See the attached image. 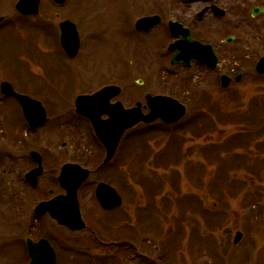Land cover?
<instances>
[{
    "label": "rangeland",
    "instance_id": "obj_1",
    "mask_svg": "<svg viewBox=\"0 0 264 264\" xmlns=\"http://www.w3.org/2000/svg\"><path fill=\"white\" fill-rule=\"evenodd\" d=\"M211 3L227 13L224 18L207 13L198 24L205 31L204 40L219 55L216 72L172 66L166 25L141 37L130 27V17H135L134 27L141 16L171 11L176 19L182 7L200 13ZM258 5L264 0H68L56 11L47 5L44 15L55 17L58 12L62 19L79 15L78 68L59 48L63 57L45 45L51 38L46 36L43 43L39 30L44 25L55 27L59 40L55 22L13 15L0 25L8 27L0 32L8 72L25 81L31 96L39 97L42 87L57 83L79 92L112 83L124 90L122 101L128 109L137 102L145 105L147 94L170 96L187 108L186 116L171 126L156 121L128 131L107 171L98 172V163L92 164L95 170L79 192L87 230L71 236L58 228L53 231L56 237L51 234L60 250L74 246L86 253V259L77 252L62 254L63 263L65 259V264H264V74L255 70L264 56V16H251ZM115 12L120 13L116 19ZM7 13L0 10V15ZM108 13L112 21L107 20ZM121 17L127 23H121ZM231 34L236 36L234 43H224ZM0 68L4 70L2 64ZM231 69L236 72L233 81L222 88L220 77L230 76ZM76 70L83 72L81 83ZM122 70L123 78L118 77ZM44 72L56 84H47ZM238 74L242 78L236 82ZM6 80L0 73V83ZM64 102L62 122L72 120L89 138L87 123L65 111ZM8 103L0 107L5 123ZM152 129L159 133H145ZM91 146L89 152L100 158L101 147L96 141ZM97 180L116 187L123 198L121 207L109 212L100 208L93 190ZM25 208L17 221L0 222V249L12 246L15 264L26 234L43 236L51 226L44 220L32 223ZM237 232L243 238L234 245ZM112 240L124 242L113 245Z\"/></svg>",
    "mask_w": 264,
    "mask_h": 264
},
{
    "label": "flooded vegetation",
    "instance_id": "obj_2",
    "mask_svg": "<svg viewBox=\"0 0 264 264\" xmlns=\"http://www.w3.org/2000/svg\"><path fill=\"white\" fill-rule=\"evenodd\" d=\"M18 1L19 0H17V2L15 0H0V10L5 9L6 12H8L5 16L0 15V18H2V20L0 21V25L4 21H6L9 18V16L11 18L13 15L14 16L17 15V17L19 16L22 19L42 17L46 19V21L48 22H55V26L58 29L57 32H59V40H56V37L54 35V33L56 34L55 27L53 28L50 25H44L43 27H41V29L39 28L40 29L39 32H41V35L44 37L43 43L47 41L46 36L51 38V40L48 39V43H45V45L48 46V48L52 46L53 47L52 49L54 50L53 52H57L60 56H62L60 52H63L64 55L66 56L65 60H68L70 63H73L74 67L78 68V66L76 65L77 64L76 61L79 59L80 57L79 53L82 51L81 45H80V49H79V52L76 58L70 59L65 54L61 46V34L63 31L60 29V26L64 21H71V22H74V24L77 27V31L80 34V31H79L80 21L78 19V16H79L78 13L75 12L74 18L70 17L71 18L70 19L69 17H67L65 19H62L61 14H59L58 12L55 13V17L51 15L48 16V14L44 15V13L42 12L44 11L47 5L50 6L49 9L52 8L56 11L58 10V8H62L68 2V0H65V2L61 5H58L57 3H55L54 0H38L37 12L31 13V14H24V13L17 11L16 5ZM210 6L219 7L217 4L211 3L209 6H205L203 10ZM263 6L264 5H258L255 7L263 8ZM83 9L80 8L78 11L84 13ZM193 10L194 9H192L191 7H186V6L180 8L181 17H178L176 19H173L171 17V11L166 15L165 13L155 12L152 14L145 15V17L141 16L137 20L141 18H148V17H154V16L160 17L161 22L153 25L150 29H147V30L146 29L145 30L136 29L135 27H136L137 20L134 21L135 23L133 27L132 21L134 20L135 17L134 18L130 17L131 18V22L129 21L131 23L130 27L133 31H136L139 37H141L143 35L145 36L151 35L155 31L159 30L162 26L166 25L167 37L169 38L168 43H167L168 45L167 46L168 47L167 57L171 56V60H172L174 56V52L169 51V46L177 42L178 38L177 36H174L169 30V22L171 21L178 22L181 25H183L185 28H187L190 31V36L194 41H198L202 44H207V41L204 40L205 31L204 29L200 27V25H198L200 23V19H202L207 13L200 16L198 15L199 13L197 12L194 13ZM208 13H210V11ZM261 14L264 16V13H260L259 15ZM106 15H108L107 17L108 21L113 20L110 13ZM114 15L116 19L117 15L119 16L120 13L115 12ZM259 15L257 14V16ZM83 16H86V15H83ZM120 19H121V23H123V21L124 23H127L126 17L124 18L125 20L122 17ZM86 20L89 21L90 18L87 17ZM105 20H106V17H104V21ZM3 27H0V32L3 31L4 29H8V27L6 28H3ZM53 36L55 37L54 40L52 39ZM235 38L236 36L235 35L233 36V34H231L227 36V38H225L223 42L226 44H233L235 41ZM228 41L230 43H227ZM26 42L28 43L29 41L25 40L23 43H26ZM58 48L60 52H58ZM50 52L51 51L49 52L46 51L45 53L47 54ZM4 54L5 52L3 51V48L0 46V65L2 64L4 66L3 71L0 68V73H4L7 79L6 81H2L0 83V107L5 106V102L7 101L9 102L7 105L6 123L3 119L0 118V222H8V221L10 222L13 220L17 221V219H19L20 217L22 216L24 217L26 213L24 211H27L25 207H28L29 208L28 213H29L32 223L33 222L37 223L39 222V220L43 222L44 220V221H48L49 223H51V226H50V229L47 230L48 233H45V235L43 236L39 235L35 237L36 235L33 236L32 232L29 234H26V237L24 238L25 240L23 243L24 247L23 248L21 247V250H20V256H19L20 260L16 264H30L31 262L29 250L27 249L28 239H31L34 242H37L41 239L48 240L49 243L52 245V247H54V251L56 253V257H55L56 264H65L67 262L63 263L62 261L63 251L59 249V247L57 246V242H55V240L53 239V237H56V234L53 231L58 230V228H60L62 232H64L67 235H71V236L77 234V232H72L69 229L59 225L51 217V214L49 212L43 214L42 216L37 215L35 213V209L41 203L51 202L57 197L67 195L65 185L69 183L68 179L70 180V177L69 176L66 177L63 185L60 180V176L64 168L71 167V170H73V166L81 165L83 168L89 169L90 173H92L95 170L91 168L92 164L98 163L96 164L98 165L96 166V171L103 172L104 170L107 171L108 169H110L111 166L115 163L116 156L118 155L121 142L124 136L120 140L118 149L114 157L111 159V161L105 163L106 149L102 145V143L99 142L96 134L94 133L95 131L91 123H89L90 121L87 118L79 116L77 114L75 103H76V98L79 95H93L97 93V91L99 92L105 87L114 85L119 88V93L117 96H115L113 99L110 100V104L115 105L119 103L123 107L126 108V106L124 105V102L122 101L124 97V90L120 87L119 84L117 85V84L109 83V84H105L104 86L98 87L94 91L88 90L87 92L86 91L79 92L77 87L74 88V87L69 86L67 87L69 89H66L65 87L64 88L60 87L59 83L56 84L57 80L55 81V80L50 79V77L47 76V73L44 72L43 74L44 76L42 77V79L43 78L47 79V82H48L47 84H53V85L56 84V85L53 87H49V86L46 88L42 87L41 88L42 90L39 91L40 92L39 97L31 96L30 93L32 91L29 90L27 86H25V81L18 75L8 72V62ZM217 56L219 58L218 54ZM193 66H199L202 68H206L204 66H200L197 63H192L191 67L181 65V67H185L187 69L188 68L190 69ZM75 73H76L75 78L78 79V81L81 83L80 80H83L84 78L82 75L83 72L76 70ZM235 73H236L235 69H231L228 71V75H230L231 77L234 76ZM237 76L242 77L241 74H238L235 76V78ZM118 77H122V78L125 77L124 70H122V72L118 74ZM76 79H75V82L77 81ZM3 82L10 83L14 91L17 92L18 94L28 95L29 97L41 102L43 107L46 110L47 121L44 124L39 125L37 126V128L33 129L31 127L30 122L26 119L25 117L26 115H24V112L20 104L16 100V98L12 96H6L3 94V91H2ZM62 99H64L65 100L64 103L68 105L65 111L66 110L68 112L72 111L76 119H79L87 123L90 129L89 138H86V135L83 132L81 134L79 133L77 124L74 123L72 120H66V122L64 123L62 122L63 114L66 113L62 110L64 106V104L62 103ZM138 103L140 102H137L136 104ZM144 108H145V105L142 106V110L146 111L147 109H144ZM58 110H60L61 113H58ZM102 118L105 119L107 117L104 116ZM90 137H94V138H90ZM95 141L102 149V152H100L102 157L100 156V158L98 159L97 157H94L93 150H90L89 152V149H90L89 146L91 145L94 146ZM80 148L82 149L81 152H80ZM71 178H72V175H71ZM102 182L101 180L94 181L93 183L94 184L93 186L94 198H95V189L97 185ZM79 192L80 191H78V197H79ZM32 200L33 202L31 203ZM106 212H109V211H106ZM35 227H36L35 225H32L31 231H33ZM51 234H53L54 236L52 237ZM64 250L68 251V248ZM15 255H16V252L14 251L12 246L6 247L5 250L0 249V264H15V260H14L16 257Z\"/></svg>",
    "mask_w": 264,
    "mask_h": 264
},
{
    "label": "water",
    "instance_id": "obj_3",
    "mask_svg": "<svg viewBox=\"0 0 264 264\" xmlns=\"http://www.w3.org/2000/svg\"><path fill=\"white\" fill-rule=\"evenodd\" d=\"M55 3L61 5L65 0H54ZM38 0H21L17 9L24 14H31L37 12ZM212 11L224 16L226 13L219 8L213 6ZM207 11L204 10L200 16ZM260 9L254 10V15ZM160 22L159 17H151L141 19L137 22L138 29L147 30L153 25ZM62 36L61 44L65 52L72 58L78 54L80 40L76 26L69 21L61 24ZM170 31L175 36H179L182 40L169 46L171 51H176L172 60V65L185 63L190 66L192 61L206 65L211 69H217L218 58L210 45H203L199 42L193 41L190 38V32L182 25L176 22L169 23ZM257 72L264 74V58L257 64ZM240 77L237 78L239 80ZM141 83V82H139ZM230 79L227 76L222 77V86L228 87ZM2 90L5 95H14L19 100L24 113L33 127L42 124L46 120V113L41 103L32 100L26 96L16 94L9 84L4 83ZM119 92L117 87L111 86L103 89L93 96H80L76 101V110L80 115L87 117L96 132L97 137L107 150L105 163L111 161L113 158L119 141L123 134L138 125L139 123L152 124L160 119L166 124H173L180 121L186 115V108L179 101L167 96H153L147 95V106L150 111L147 115L142 112V105L139 103L137 107L132 109H124L120 104L110 106L108 103L112 97ZM103 115H109V120H102ZM72 175V178H71ZM69 176V183L65 185L67 190L66 196L57 197L51 202L42 203L36 208V213L43 215L47 212L51 214L62 226L70 228L72 231H82L86 228V224L82 219L80 203L78 201V189L90 176V172L80 166L66 167L60 176L62 185ZM96 196L105 209H113L122 204V198L117 191L107 184L100 183L96 190ZM243 235L237 232L234 238V244H238ZM28 249L31 256L30 264H55V252L53 247L46 240H40L37 243L28 240Z\"/></svg>",
    "mask_w": 264,
    "mask_h": 264
},
{
    "label": "trees",
    "instance_id": "obj_4",
    "mask_svg": "<svg viewBox=\"0 0 264 264\" xmlns=\"http://www.w3.org/2000/svg\"><path fill=\"white\" fill-rule=\"evenodd\" d=\"M155 131H156V130L152 129V130H150V131H146L145 133L148 134V135H151V136H155V135H157V134L159 133V132H155ZM146 137H147V135L145 136V138H146ZM114 238H116L115 235H114ZM111 242H112V244H113V243L115 244V243H119V242H120V243H123L124 241H123V240H122V241H120V240H119V241L112 240ZM114 244H113V245H114ZM65 255L69 257L70 253H69V254L64 253V256H65ZM85 255H86V253H84L83 250H78V256H79V257L81 256V257H83L84 259H86V258H85V257H86Z\"/></svg>",
    "mask_w": 264,
    "mask_h": 264
},
{
    "label": "bare ground",
    "instance_id": "obj_5",
    "mask_svg": "<svg viewBox=\"0 0 264 264\" xmlns=\"http://www.w3.org/2000/svg\"><path fill=\"white\" fill-rule=\"evenodd\" d=\"M41 240H46V239H41ZM40 241V240H39ZM46 241H48V240H46ZM48 243H49V241H48Z\"/></svg>",
    "mask_w": 264,
    "mask_h": 264
}]
</instances>
